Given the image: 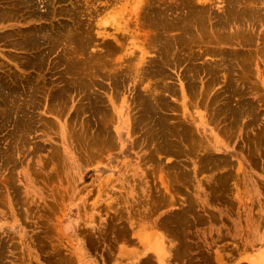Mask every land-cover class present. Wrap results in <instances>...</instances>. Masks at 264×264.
I'll return each mask as SVG.
<instances>
[{"label": "rangeland", "instance_id": "374dc122", "mask_svg": "<svg viewBox=\"0 0 264 264\" xmlns=\"http://www.w3.org/2000/svg\"><path fill=\"white\" fill-rule=\"evenodd\" d=\"M182 1L31 0L19 7L0 0V75L23 76L20 94L0 85V101L15 116L22 107L28 128L19 141V127L0 116L1 264H264V57L254 52L264 43H224L253 52L245 65L225 67L226 54L204 35L192 49L187 41L180 46L184 60L168 66L170 76L141 73L137 66L160 51L149 43L155 9L171 21L188 5L202 1L221 14L228 2ZM58 25L77 39L68 32L70 39L55 41ZM36 30L42 38L29 50L19 46ZM175 30L168 35L183 36ZM189 48L201 52L198 64L217 67L189 66ZM26 55L31 65L21 68ZM80 77L90 85L67 87ZM148 91L162 94L160 111L185 131L174 154L160 151L144 121L138 95ZM225 94L233 107L247 103L235 120L217 110ZM106 104L109 113L101 110ZM100 124L109 133L104 140ZM14 183L20 197L11 212L6 191Z\"/></svg>", "mask_w": 264, "mask_h": 264}, {"label": "bare ground", "instance_id": "6f19581e", "mask_svg": "<svg viewBox=\"0 0 264 264\" xmlns=\"http://www.w3.org/2000/svg\"><path fill=\"white\" fill-rule=\"evenodd\" d=\"M184 1H182V2L185 3ZM19 2L22 4H26V3H30L31 0H16L17 6H19V4H20ZM198 2H199V0H198ZM200 2H199L200 6L198 5V8L193 7V5L192 6L188 5L190 3L185 4V6H183V7H187V5H188L187 10H185L186 12L183 11L184 12L183 15H182L183 12L182 13L180 12L181 16H177L175 19H173L171 21L169 20L171 18L165 17L167 15L161 14L162 11L156 10V9H155V11L152 10L154 12L151 16V18H152L151 23H152V25L155 26L156 32L154 34H152L151 38L149 37L150 38L149 43H150V46L157 47L158 49H160V51H159L158 57L152 58V60H150V63L148 62L149 63L148 65L137 66L141 73L145 72L148 75L156 74V75H163L166 77L170 76V73L168 72V69H167L168 66L177 64L179 61L184 60V57L180 56L177 52V51H179L180 46L183 43H185V45H183L182 49L185 48L186 46L188 47L186 41L189 42V45L191 43L192 44L198 43V45H199L200 41L202 40L204 35L208 37L209 41H211V42L215 41L216 43H218L217 48L220 47V49H222L223 52L226 54L225 58H223V60L226 62L225 67H229L231 65V62L238 61L241 64H244V63H242L244 61H247V63L249 62L250 57L253 53L251 49H248V50L244 49L245 51H243V50H239L240 49L239 47H237V48L234 47V49L230 50V49H228L229 46H227L226 49H224L222 46L224 43H231L232 41H233V43H237L240 45H249L250 43L252 44V43H255V42L257 43L260 41H262L264 43V29H263V31L257 29L258 26L264 24V8L262 7L264 0H228L227 7H225L223 9L221 14L215 13L211 6H209V5L207 6L205 3L202 4V1H200ZM171 6H173V5H171ZM171 6H170V8H171ZM183 7H181V8H183ZM170 8L167 7L168 10ZM162 9L164 11V7ZM45 13H46V11L40 15L36 11L32 12V14L40 15V17H44V16L48 17V14H45ZM176 13L179 14V12H176ZM46 26H43V27H46ZM63 28H61V25H58V27H56V33L54 34V36L56 38L55 41H57V40L61 41L62 37H64L65 39H70V37H72L71 34L73 36H75V40L77 39V33L75 32L74 29L67 28V30H66L65 25ZM175 28L181 29L179 31L182 32L183 36H181L182 34L181 35L179 34L181 37H179V36L173 37V36L168 35V32H170L172 35V32L170 30L175 29ZM41 30H43V29H41ZM48 30H50V29H48ZM175 31H177V30H175ZM179 31H177V32H179ZM68 32H70L71 34H69ZM31 33L30 32L25 33L26 34L25 38L21 39V41L19 42V46H21L25 49L27 48L29 50L33 46V44L39 40V38L43 37L42 34L40 33V30H38V31L36 30V32L31 31ZM43 33H44V36L46 34H48L47 32H46V34H45V32H43ZM190 33H192V34L194 33L193 36L192 35L190 36L189 35ZM186 35H189V37H185ZM31 36H33V37L31 38ZM150 36H151V34H150ZM191 45H190V47H191ZM191 49H192V47H191ZM191 49L188 52L187 51L188 48H187V50H186L188 52L186 55L187 58L185 57L186 58L185 60L186 61L188 60L189 66H191V65H192V67L198 66V71L207 70V72L211 68L217 67L218 64L216 62L210 63V61L198 64L197 61H194V60H197V58H199V56L201 55V52L196 54L195 50H191ZM180 51H181V49H180ZM254 52L259 53V54H261V57H264V45H258L256 47V49L254 50ZM64 53H65V56H62L61 58L65 59L66 65H68V64H70L68 61L70 58L72 60V57H70V55L67 54L66 52H64ZM184 54H185V52H184ZM183 56H185V55H183ZM32 59H33V57L27 56V55L22 56V58L20 57L18 59L19 66H21V68H22V66L28 67V65H31ZM63 59H60V60L63 61ZM73 61H72V63L75 62V61L74 62ZM76 61L79 62V60H76ZM81 61H83V60H81ZM33 62L37 64L36 61H33ZM77 65H78V63L76 64V62H75V64H73V66L70 69L74 70V68ZM199 66H200V68H199ZM91 67H94V66L89 65V68H91ZM21 76H22V74H21ZM21 76L19 74H17L16 71L9 72V74L7 76H4V77H2V75H0V85L5 86V88L10 87V89L13 92L16 91V92H18V94H20L21 90H22L21 89L22 88L21 83L23 84V76L22 77ZM86 80H87L86 78L84 79L82 77H80L78 80H76V78H75V80L70 79L67 83V87L69 88L70 86L76 85V83H78V86H80V87L82 86V88H83L84 86H86L88 84L90 85V83H91L90 81H89L90 83H88V81H86ZM190 82L192 84V83H194V80H190ZM8 83H10V85H8ZM19 85L21 88H19ZM163 86H165V89L171 88V85L168 83H164ZM230 88L231 87H229L228 89H230ZM152 89H154V87ZM233 91H235V90H233ZM141 92H139V93H141ZM227 92H229V91H227ZM59 93H61V92H59ZM84 93H86V92L82 91V96H84L83 95ZM150 94H152V95H150ZM158 94L159 93H157L155 91H148L146 93L138 95L140 97V100L139 99L138 100H139V104H142L143 109L145 110L144 121H148L151 123L150 126H148V127L151 128L152 130L150 129L151 131L149 130V132H150V134L152 133L151 136L154 137L155 140L157 139V141L159 142V145L157 147L160 148V151L162 149V151L164 150L165 152H168V153L170 152L172 154L173 152L177 151L178 149H181L180 145L178 148V144L181 142V140L183 141L185 139L184 138V137H186L185 131H182L181 128L177 129L176 125H174V124L171 125L170 121H169L168 114L166 115V112L160 111L159 105H160V108H162L161 105H164L165 99L161 97L162 94H160V95H158ZM163 96H166V95H163ZM218 96H219V93H218ZM55 97H56V94H55L54 98ZM160 97L162 98V101H160ZM220 97H221V95H220ZM2 103H3V101H0V112H1L0 116L6 117V118H8V120L14 121V125H16V128L19 127L17 130V131H19V136H20L19 141H22V139H23L22 136L24 135L23 134L24 131H22L24 129L23 126L25 127V129L27 128L26 125H24L25 123L23 122V118H22V109L23 108L21 107V113H19L15 116L13 114L15 111L12 109L3 108L4 104H2ZM246 106H247V103H243L240 106L238 105V107L231 106L230 102H229V95L227 94L225 97L222 98V101L220 103V107L219 108L217 107V110L219 109V111H222L226 115H228V116H225L226 119L231 118V119L235 120V116H238V113L239 112L241 113L243 111V109L246 108ZM241 107H244V108L242 109ZM18 108H19V106H18ZM143 109H141V111ZM101 110L105 113H109L110 112L109 105H107V104L104 105ZM99 111L100 110H97V113H99ZM73 118H75V117H73ZM15 122H16V124H15ZM81 122H83V120ZM98 123H99L98 118L94 117L92 119L91 124L98 126ZM147 124L145 122L144 125H147ZM28 127H30V126H28ZM14 131H16V130H14ZM103 132H105L107 135H109V133H107L106 129L104 131L103 127L100 124V127H98V136L101 138V140H104L107 138L105 135L102 134ZM146 132H148V130ZM26 135H27V133L25 134V136ZM83 135H84L83 132H81L80 136L83 137ZM27 138H28V135H27ZM1 154L3 155V153H1ZM4 155H5V158L8 159V161L6 160V162L8 163L12 159V158H10V156H12V155L9 154L8 149H6L4 151ZM154 159H156V158H154ZM2 161L4 162V165H5L6 164L5 160L2 159ZM157 161H159V160H157ZM4 165H1V166H4ZM166 168H167V166H166ZM9 171L10 170L7 171L8 174H5V177L6 176L7 177L6 178L4 176L3 177L5 179L8 178V180H9L8 185H12L14 182V178H13L12 172L11 171L9 172ZM0 183H1V185L3 184L2 181ZM1 185H0V193L2 192L1 191L2 190ZM8 185H6V186H8ZM4 189H6V188H4ZM6 193H7V196H6L7 199H6L5 203H7L11 212H14V209L16 208L15 203H17V201L19 200V197H20L19 196L20 195L19 185L17 186L16 183H14V186L11 187V189L7 190ZM2 201L4 202V200H2ZM4 206H5V204H4ZM156 238H157V236H150V234H149L147 239H151L154 242V245H156V243H158V242H156ZM4 241H5L4 238H2L1 234H0V256L5 251L4 244H2V242L4 243ZM158 251H160V250H158ZM0 261H1V258H0ZM1 262H3V261H1ZM1 262H0V264H1Z\"/></svg>", "mask_w": 264, "mask_h": 264}]
</instances>
